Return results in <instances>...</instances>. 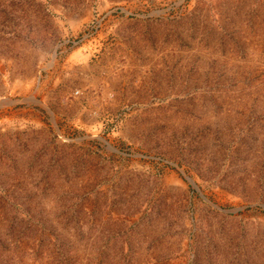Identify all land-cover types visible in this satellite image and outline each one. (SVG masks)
Segmentation results:
<instances>
[{"label":"rangeland","instance_id":"obj_1","mask_svg":"<svg viewBox=\"0 0 264 264\" xmlns=\"http://www.w3.org/2000/svg\"><path fill=\"white\" fill-rule=\"evenodd\" d=\"M0 264H264V0H0Z\"/></svg>","mask_w":264,"mask_h":264}]
</instances>
